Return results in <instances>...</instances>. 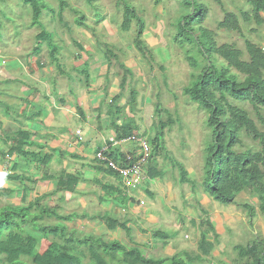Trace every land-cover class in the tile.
Returning a JSON list of instances; mask_svg holds the SVG:
<instances>
[{"label": "rangeland", "instance_id": "1", "mask_svg": "<svg viewBox=\"0 0 264 264\" xmlns=\"http://www.w3.org/2000/svg\"><path fill=\"white\" fill-rule=\"evenodd\" d=\"M41 1L45 9L40 18L43 28L32 26L33 8L31 6L24 5L20 0H0V81L14 79V83L18 84L11 87L12 84L0 82V102L8 104L12 110L5 111L0 106V120L3 121L0 130V177L12 175L15 171L12 167H15V164L21 165L22 168L16 172L17 175L36 179H45L47 174L59 171L52 168L51 163L47 167L41 165L37 167L38 163L34 160L31 162L28 159L27 163H24L25 160L21 157H18L12 166L13 160L8 156L10 147L7 145L6 132L20 129L21 120L15 123L13 117H18V111L23 105L21 101L18 102V99L27 98L26 94L30 92L25 88L26 74L22 71L14 75L5 73L6 70H2L1 64L4 60L18 58L24 67L30 62L33 81L36 85L45 84L44 94L51 101L62 100L65 96L71 97L73 93L78 96V99L82 94L85 98L98 95L103 98L106 95L107 102H111L120 93L117 106L124 109L125 119H133L138 129L137 137L147 142L149 158H151L152 141L156 137L159 124L166 125L170 122L171 124H167L163 132L165 150L158 154L156 163L158 167L167 170V175L161 177L160 181L168 184L169 190L177 197V200L164 208L156 199L157 195L160 196L163 193H155V199L146 197L145 206L149 209L153 208L154 215L157 217L161 216V223L150 225L147 222L138 227L140 224L135 223L132 215L128 213L125 218L117 217V221L128 219L130 233L121 230L122 234H116L98 218V216L102 217L103 213L100 212V205L96 203L81 206L80 203L72 202L67 196L69 194L65 192L63 195L57 193L50 196L53 192L48 190L47 185L41 187L37 182L36 184L16 183L12 186L13 183L0 179V211L7 207H28L33 204L30 215L22 226L24 230L22 235L32 236L38 240L37 252H41L43 247L56 238L60 239L61 236L59 234L54 238L47 234L46 237L45 233L38 231L34 226L50 229L64 225L65 238H72V242L84 241L91 237L103 239L106 242L119 240L118 242L128 249L139 246L141 253L149 259L170 260L173 257H179L185 260V254H188L192 258H197L193 264L243 263L239 261L234 247L248 246L257 238L264 240V215L258 211L255 195L243 193L238 195L230 205L223 206L205 196L201 189L207 150L212 144V132L206 126L207 114L184 96L183 90L199 75L204 61L192 46L175 42L179 20L192 11L185 6V3L191 0H125L136 9L137 14L145 22L143 39L150 49L146 53L150 66L134 48L135 25L133 24L128 32L121 30L124 0H91L90 3L87 0H61L67 4L62 14V21L58 16L60 0ZM247 1L220 0L221 5H218L214 0H196L205 7L207 14L198 27L212 32L219 46L234 45L244 52V60H247L245 54L247 40L264 51V25L258 27L255 24H244L239 16L240 12L250 11ZM76 11L85 16L83 26H78L75 22L80 16L75 13ZM225 12L234 13L240 17L241 33L219 28ZM262 17L264 18V15ZM100 19L102 21L97 23ZM42 32L53 36L52 43L56 48L58 47L55 60L50 56L52 50L47 42L37 39ZM76 43L83 48V51ZM103 44L117 47L122 51L124 56L120 57L121 61L133 70V77L129 79V85H131L125 87L123 91L120 90V75L123 73L115 65L111 67L108 65V61L101 52ZM191 58L198 64L196 69L191 66ZM25 59L27 62L23 63ZM38 61L44 63V69L38 68ZM56 62L60 63L61 70L56 66ZM85 63L89 66L88 73L92 78L88 86L85 81L88 77L84 73ZM7 75H9L8 78ZM104 87H107L105 93L102 92ZM91 88L94 91L92 94ZM131 88L138 92L133 112L130 111ZM63 100L66 102V99ZM241 106L249 112L259 130L264 131V125L259 122L253 109L248 105ZM157 109H160L161 113L157 114ZM261 113L264 117V110ZM62 123L69 124L68 128L74 132V135L77 128L84 127L83 122L73 116L66 117ZM120 123L121 120L118 121V124ZM97 137L100 138L99 135L95 138ZM112 137L115 141V131ZM242 139L244 145L239 146L238 151L260 149L256 142L245 136ZM124 147L128 153L135 152L129 144ZM137 151L140 152L139 149ZM33 162L36 165L33 166ZM176 162L184 166L194 185L181 184L180 170L174 166ZM146 182L153 188V181ZM168 186L165 185V187ZM192 187H195V191ZM20 192L21 195H19ZM44 193L46 194L43 195ZM42 196L46 198L39 200ZM154 200L155 203L152 202ZM152 203L155 205L151 206ZM246 205L254 207L253 216H250ZM87 206V209L82 208ZM55 208L61 215L73 214L71 220L60 222L40 214L43 209H47L43 211H52ZM35 214L39 216V219L33 222L31 218ZM77 214L80 218L76 217ZM106 216L114 219L109 214ZM140 228L145 229V233ZM203 234L209 244L205 247L207 253L200 250ZM162 235L167 238H162ZM77 251L83 253L82 262L90 264L87 247L82 244L77 245ZM106 259L109 264H122L120 257L116 260H111L109 257ZM21 264L33 263L31 259L23 258Z\"/></svg>", "mask_w": 264, "mask_h": 264}, {"label": "trees", "instance_id": "2", "mask_svg": "<svg viewBox=\"0 0 264 264\" xmlns=\"http://www.w3.org/2000/svg\"><path fill=\"white\" fill-rule=\"evenodd\" d=\"M20 1L24 5H29L33 8L32 26L43 28L40 23L42 12L45 10L42 1ZM87 1L91 2V0ZM214 1L218 5H221L220 0ZM59 2L60 9L58 16L61 20L67 4L61 0ZM247 2L250 11L240 12L239 14L243 23L247 25L255 24L258 27L263 26L264 0H248ZM185 6L186 8H191L192 11L179 20L175 42L195 48L197 54L202 57L204 66L192 84L184 88L183 95L207 114L206 126L212 132V144L207 150L201 189L205 196L223 206L230 205L238 195L243 193L255 195L258 201V211L264 215V131L259 130L249 112L241 106H250L259 122L264 125V117L261 113L264 110V51L247 40L245 41L247 60H244V52L237 49L234 45L225 44L219 46L212 32L198 27L206 18L205 7L196 2V0L186 2ZM51 12L53 13V11ZM75 13L80 14L75 21L76 24L83 26L85 21L84 14L77 11ZM239 16L234 13L225 12L224 19L219 24V28L229 32L241 33ZM101 19L97 23L101 22ZM133 24L135 25L134 48L146 60L147 65L150 66L151 63L146 55L150 49L143 39L145 22L137 14L136 9L124 0L121 30L128 32ZM50 36L52 35L42 32L37 36V39L47 42L48 47L52 50L50 56L55 60V53L58 47L56 48L52 43L53 36L51 38ZM76 44L83 51V48L78 43ZM101 47L103 48L101 52L108 61V65L110 67L115 65L123 73L120 75V90L123 91L125 87H130L129 79L131 80L133 74L121 61L120 57L124 56L122 51L117 47L107 44H103ZM190 62L193 68L196 69L198 67L197 62L193 58L190 59ZM37 65L39 69L45 68L44 63L41 61ZM56 66L59 69L62 68L60 63L57 62ZM88 70L89 66L86 64L84 73L85 76L86 74L88 76L85 78L87 86L90 82ZM5 83L12 84V81L9 80ZM106 88L104 87V89ZM137 96L138 92L131 88V112L134 111ZM119 100L120 93L110 103L106 104L107 114L110 117V129L115 131L116 140L123 141L128 137L141 139V137H137L138 129L133 119H125L124 109L117 106ZM24 103L29 106L27 101H24ZM104 104L102 103L100 111H103ZM0 106L2 110L7 111L9 109L10 112L12 111L11 107L4 102H0ZM32 110H37L36 106H33ZM159 113H161V110L157 109V114ZM36 118L38 117L31 118L27 114L23 117L25 121L30 120L31 122L36 120ZM119 120H121L120 124H118ZM167 124H159L156 137L152 141L153 149L149 165L152 163V165L156 166V157L165 150L163 147V132ZM6 134L7 137L10 135L8 132ZM244 136L256 142L260 149L258 151H252V149L238 151V147L244 145L242 139ZM13 144L9 148V157L17 155L25 159L32 156L34 161L43 167H47L52 162L53 154L43 155L30 151L34 147V144L31 143L30 136L24 132L18 133V142ZM111 157L114 161H118L117 153H112ZM174 166H177L180 170L181 184L194 185V181L189 179L183 165L176 162ZM150 168L146 172L145 177L147 179L148 176V180L153 181L159 177L160 173H154L153 168L151 170ZM19 169H22L21 165L16 164L14 170L18 171ZM114 175L119 179L116 174ZM0 179L12 183L19 181L21 183L36 184L38 182L36 178H26V176L17 174L3 175ZM45 179L50 178L46 176ZM77 182L76 176L65 175L59 179L58 188L50 196L59 192L73 193ZM192 189L195 191V187H192ZM120 194L124 195L122 192ZM41 198L46 197L42 196L39 200ZM32 207L33 204H30L28 207H7L0 211V264H21L23 258L31 259L33 264H84L82 262L83 253L77 251V245L80 244L87 247L91 260L90 264H109L106 257H109L111 260H116V258L120 257L122 264H193L197 259L190 257L188 254H185V260L179 257H173L170 260L149 259L141 253L139 246L128 249L118 241L106 242L103 239H95L93 237L84 241L77 240L72 242V238H65L64 230L66 228L62 223L63 226L60 228L47 229V227L37 228V226H34L38 231L45 233L46 237L47 234L54 238H56L55 236L58 237L59 234L61 236L60 239L56 238V241L53 240L48 243L46 247L42 248L41 252H37L38 240L32 236L24 237L22 235L24 234L22 226L29 217ZM246 209L249 210L250 216L254 215V207L246 205ZM43 210L40 213L42 216L46 215L48 218H55L60 222L71 220L73 216V214L61 215L56 211V208L52 211ZM37 214L31 218L33 222L39 219ZM78 217L80 218V216ZM101 220L105 222L109 230L121 228L130 233L126 222L120 223L109 217L101 218ZM209 226L214 231L213 227ZM162 238L167 237L162 235ZM217 238V235H215V239ZM207 245L209 244L206 241V236L203 234L200 241V250L203 253H207L205 248ZM234 251L237 253L239 261L243 262L241 264H264V240L257 238L248 246L234 247Z\"/></svg>", "mask_w": 264, "mask_h": 264}, {"label": "crops", "instance_id": "3", "mask_svg": "<svg viewBox=\"0 0 264 264\" xmlns=\"http://www.w3.org/2000/svg\"><path fill=\"white\" fill-rule=\"evenodd\" d=\"M14 59L10 58V60H4V62H2L1 64V68L2 70H6L5 73H9L12 75L21 71L26 74L27 81L25 84V88L28 89L30 95H27L25 93L27 98L18 99V102L21 101L23 105L18 111V117H13V121H15V123H19V120H21L22 123L20 124V129H16V131L14 130V132H12L11 130L10 132L7 131L10 134L7 137V145H9L10 147V145H14L13 143L18 142V133L24 132L25 134L30 136V141L32 144H34V147H32L30 151H33L37 154L41 153L43 155L53 154L51 166H53L52 168L59 170L56 171V173L47 174V177L50 179L46 180L37 178V181L39 183L38 185H41V187L47 185L48 190L54 193L58 188L59 179H61L65 175H73L77 177L78 182L74 188V192L68 193L69 195L67 196L72 202H75L76 204L80 203L81 206H86L89 203H96L100 205V212L103 213L102 217L98 216L100 220L101 218L107 217L106 215L109 214L114 217V220L117 221V217L124 216L125 218L129 213L132 215V218L134 219L133 221L140 224L138 227L143 226L142 224H146L147 222L150 225H159L162 220L161 216L159 218L154 215L153 208L149 209L148 207H146L144 201H146V197L155 199V193H163L164 195H166L162 196V194L160 196L157 195L156 197L157 202L164 208H166V206L174 204L175 200H177V197L171 192V190H169L170 187L168 186V184L162 183V181H160L161 177L167 175V170H163L160 166L158 167V163H156V166L152 165L151 163V168L149 165L146 169V172H148L149 168L150 170L153 168L154 173H160L158 175L159 177L153 180V188H151L147 184V176L145 183L140 188L132 192H126L123 189L120 180L113 173L105 170V168L101 167L95 161V156L101 149L103 144L105 142H113V130L110 129V117L107 114L106 108V104L110 102H107V100L105 99L106 95L104 94L105 97L103 98L101 97V95L89 96L85 98L84 94H82V96L78 99V96L72 93L71 97L65 96L63 98L66 99V102L63 99L57 100L56 102H54L53 100L51 101L44 94V88L46 87L45 84L43 83V86H41V83H38V85H36V82L33 81L34 79L32 78L33 74L32 68L30 67V62L25 64L24 67L22 66L18 58H16V60ZM26 62L27 60L25 59L23 63ZM127 68L130 71H133L128 65ZM8 77L9 75H7V78ZM90 79L92 78L90 77ZM9 80L12 81L11 87L18 85L14 83V79H8L6 81ZM0 82L2 83L5 81ZM20 86L22 87V85ZM106 89L103 88L102 92L106 91ZM90 92L91 94L92 92H94L92 88L90 89ZM24 101H27L29 106L26 105ZM102 103H105V112L104 108L103 111L101 110L102 112L100 111ZM33 106H36L37 110H32ZM25 114H27V116L31 118H38H36V120L32 122L30 120L25 121L23 119ZM71 116L79 119L84 124V127L77 128L75 130V135L73 134V131L69 130V124L62 123L63 119ZM2 124L3 121L0 120V130L3 126ZM77 132H80V135H77ZM96 135H99L101 139L98 137L95 138ZM128 144L130 148H133V151H135L136 148L138 149V143H125L121 146L122 148L120 152L126 153L127 149L124 146ZM119 150L120 148L116 149L115 151ZM59 154L61 156H59ZM18 157L19 156L17 155H13L10 159L13 160L14 163L18 159ZM28 159L31 162L32 160H34V158H32L31 156L30 158H25L24 163H27L26 160ZM34 165L36 164L33 162V166ZM38 166H40V164H37V167ZM16 183L21 182L17 181L13 183L12 186H15ZM165 185L169 188L165 187ZM121 192L124 193V195H121ZM59 193H62L61 195H63V192ZM45 194L46 193H44L43 195ZM19 195H21V192L19 193ZM102 200L104 201L102 202ZM152 202L155 203V200ZM153 203L151 204V206L155 205ZM88 206L82 208L87 209ZM82 214L83 212L81 213V215ZM83 217H85V215ZM109 218L113 219L112 217ZM118 221L120 223L127 222L126 226L130 228L128 225L130 224L128 219ZM121 230V228H116L114 230V233L122 234ZM144 230L145 229H141L142 232H144Z\"/></svg>", "mask_w": 264, "mask_h": 264}, {"label": "built area", "instance_id": "4", "mask_svg": "<svg viewBox=\"0 0 264 264\" xmlns=\"http://www.w3.org/2000/svg\"><path fill=\"white\" fill-rule=\"evenodd\" d=\"M77 135H80V132H77ZM125 143H138L140 152L137 151V148L133 153L115 151ZM112 153H117V162L111 157ZM95 160L101 167L116 174L126 191H135L146 181V168L149 165L150 158L145 140L128 137L123 141L105 142L97 152Z\"/></svg>", "mask_w": 264, "mask_h": 264}, {"label": "clouds", "instance_id": "5", "mask_svg": "<svg viewBox=\"0 0 264 264\" xmlns=\"http://www.w3.org/2000/svg\"><path fill=\"white\" fill-rule=\"evenodd\" d=\"M117 140H115V141H113V142H116ZM107 143H109V142H107ZM110 143H112V142H110ZM12 163H13V161H12ZM14 165V163L12 164V166ZM12 169H14V167H12ZM16 172L17 171H13V174L12 175H16ZM120 180V179H119ZM9 182V181H8ZM10 183H12V182H10ZM120 183H121V181H120ZM123 187V186H122ZM124 189V188H123ZM125 190V189H124ZM126 191V190H125ZM126 192H132V191H126Z\"/></svg>", "mask_w": 264, "mask_h": 264}]
</instances>
